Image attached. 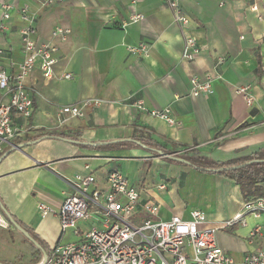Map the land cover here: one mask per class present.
<instances>
[{
  "label": "crops",
  "instance_id": "obj_1",
  "mask_svg": "<svg viewBox=\"0 0 264 264\" xmlns=\"http://www.w3.org/2000/svg\"><path fill=\"white\" fill-rule=\"evenodd\" d=\"M5 1L12 6L8 19L2 15ZM168 1L59 0L45 6L40 0H0V63L9 73L16 74L25 58L23 6L36 16L38 35L56 48L54 78L47 79L38 64L25 76L33 114L14 112L24 132L14 141L18 147L6 145L0 152V199L44 242L47 253L72 241L55 212L66 197L68 178L93 171L105 186L113 169L139 188L142 201L159 204L161 219L190 218L193 209L204 210L208 224L220 227L219 245L237 261L264 246V213L246 212L235 179L176 160L187 155L225 162L264 152V0H227L222 6L221 0H178L191 19L187 29L175 21ZM136 13L144 18L129 22ZM56 28L70 33L54 34ZM186 30L201 47L192 61L183 58ZM143 42L149 45L146 53L129 51ZM209 74L213 92L190 94L191 77ZM243 86L253 96L251 105L238 92ZM8 99L0 89V102ZM67 104L81 106L84 116L61 114ZM167 107L175 124L150 113ZM140 133L150 134L156 150L132 141ZM258 185L264 197V182ZM40 203L55 211L43 214ZM256 225L261 236L251 241ZM43 256L40 252V260Z\"/></svg>",
  "mask_w": 264,
  "mask_h": 264
},
{
  "label": "built area",
  "instance_id": "obj_2",
  "mask_svg": "<svg viewBox=\"0 0 264 264\" xmlns=\"http://www.w3.org/2000/svg\"><path fill=\"white\" fill-rule=\"evenodd\" d=\"M40 1L49 6L59 0ZM226 1L221 0L220 5ZM168 5L173 10L175 21L187 29L191 19L179 1L169 0ZM1 7L3 18H10L11 4L5 1ZM253 8L257 9V5ZM21 15L26 21L20 30L25 58L19 63L16 74L9 73L0 63V89L9 95L8 101L0 102V152L4 151L6 145L16 148L14 141L24 132V127L15 122L14 112L25 118L33 114L34 99L25 87V76L36 64L47 79L55 76V46L38 35L36 16L27 5L21 8ZM143 18L142 13H136L130 17L129 22ZM69 33L70 30L64 28H56L54 31V34L64 37ZM148 48V43L143 42L130 46L129 51L146 53ZM200 52L197 38L186 30L183 58L192 61ZM71 76V73L62 75L65 78ZM212 80L210 74L203 78L192 76L190 94H211ZM238 92L244 95L247 104H252L253 96L248 87H240ZM138 108L146 109L142 103L138 104ZM60 112L84 116V110L78 104L63 105ZM150 113L171 124L177 122L169 107L154 109ZM104 181L105 186L99 185L93 171L76 173L67 180L69 189L58 211L46 203L39 204L43 214L53 211L58 213L63 233L71 228L77 237L53 246L38 264H264V246L248 251L241 261L224 250L216 238L220 227L208 224L204 210L193 209L190 218L174 215L164 220L159 217V204L150 199L142 201L139 188L132 185L119 169L111 170ZM245 209L247 213L256 216L264 213V197L247 201ZM240 218L241 215L227 220L222 227L232 225ZM80 222L85 224L81 225ZM0 226L8 227V221L1 212ZM261 231L262 227L256 225L250 231L251 241H257Z\"/></svg>",
  "mask_w": 264,
  "mask_h": 264
},
{
  "label": "trees",
  "instance_id": "obj_3",
  "mask_svg": "<svg viewBox=\"0 0 264 264\" xmlns=\"http://www.w3.org/2000/svg\"><path fill=\"white\" fill-rule=\"evenodd\" d=\"M139 136L140 137H137V139L134 138L135 140H132L135 142V144L143 146L152 151L156 150L150 145V134H141ZM170 158L174 160L176 159L172 157ZM182 158H184L189 164L196 167L198 170L224 174L235 179L241 185V189L246 201H250L257 197L263 196V192L261 191V188L258 183L264 182V152H260L254 156L231 159L225 162L214 161L204 156L187 157L186 155ZM234 165H238L239 167L234 169H223V167ZM4 209L7 210L6 206L2 203L0 199V211L4 216H6ZM13 217L21 226H23L30 233L31 236H33V238L38 242V245L34 244L27 238L26 240L31 245L36 247L37 250L41 253L47 252L44 242H42V240H40V238L32 230L24 226L14 215ZM8 222L9 225H12L9 219Z\"/></svg>",
  "mask_w": 264,
  "mask_h": 264
},
{
  "label": "rangeland",
  "instance_id": "obj_4",
  "mask_svg": "<svg viewBox=\"0 0 264 264\" xmlns=\"http://www.w3.org/2000/svg\"><path fill=\"white\" fill-rule=\"evenodd\" d=\"M4 217L8 221L6 216ZM80 224L84 225L85 223L80 222ZM68 231L71 233V240H75L77 236L73 229L70 228ZM39 260L40 251L21 237L16 228L10 226L9 222L6 228L0 226V262L4 264H35Z\"/></svg>",
  "mask_w": 264,
  "mask_h": 264
},
{
  "label": "water",
  "instance_id": "obj_5",
  "mask_svg": "<svg viewBox=\"0 0 264 264\" xmlns=\"http://www.w3.org/2000/svg\"><path fill=\"white\" fill-rule=\"evenodd\" d=\"M18 147V145H17ZM164 156H167L168 154H163ZM181 161H186L185 159L183 158H177ZM239 167L238 165H234V166H227V167H223V169H234V168H237ZM5 213H6V216L7 218L9 219V221L13 224V226L19 231L21 232L28 240L32 241L34 244L38 245V242L33 238V236L30 235V233L23 227L21 226L13 217V215L8 211V210H5ZM47 252H44V255H46ZM0 264H4L2 262H0Z\"/></svg>",
  "mask_w": 264,
  "mask_h": 264
}]
</instances>
